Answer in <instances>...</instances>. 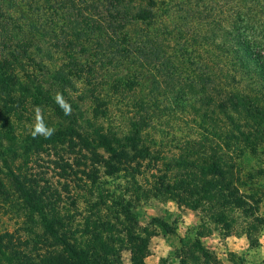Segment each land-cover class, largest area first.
I'll return each mask as SVG.
<instances>
[{
	"label": "trees",
	"instance_id": "1",
	"mask_svg": "<svg viewBox=\"0 0 264 264\" xmlns=\"http://www.w3.org/2000/svg\"><path fill=\"white\" fill-rule=\"evenodd\" d=\"M206 1L213 0L194 6ZM185 3L0 0V208L19 218L25 233L0 230V264H120L124 249L129 264H146L149 241L136 224L138 206L153 199L203 214L202 231L176 250L180 264H224L201 242L205 232L242 228L255 242L264 224V52L240 23L184 33L177 24L181 11L190 13ZM210 46L220 57L208 55ZM129 66L139 67L131 80L118 74ZM98 68L104 101L92 79ZM123 78L131 83L118 82ZM142 82L150 95L131 98ZM57 91L71 104L70 116L54 102ZM120 96L134 102V112L117 127L112 108ZM89 99L97 107L87 117L77 101ZM36 105L56 129L49 139L30 135ZM173 113L187 116L190 133L167 157L169 122L162 118ZM158 125L159 141L151 136ZM42 160L63 189L31 167H46ZM103 178L125 185L106 189ZM95 192L97 203L76 224L63 193L77 207ZM156 225L165 237L172 233L167 221Z\"/></svg>",
	"mask_w": 264,
	"mask_h": 264
},
{
	"label": "rangeland",
	"instance_id": "2",
	"mask_svg": "<svg viewBox=\"0 0 264 264\" xmlns=\"http://www.w3.org/2000/svg\"><path fill=\"white\" fill-rule=\"evenodd\" d=\"M198 0H186V3H189L187 6L190 9V13L185 11L180 12V16L178 21H181L177 24V28L182 27L184 33H191L192 30H195L197 27L204 28L207 25L219 26V29H229L231 25L235 23H240L244 27L247 28L245 31V37L249 39L258 46L261 51L264 52V0L258 3L247 2V0H213L206 1L205 3H201L199 9L195 7ZM192 13V14H191ZM188 16L187 20H191L192 24L186 25L185 18ZM194 16V18H193ZM191 17V18H190ZM240 20V21H239ZM222 21V22H220ZM192 25V26H190ZM191 30V32H190ZM193 34V33H192ZM191 34V35H192ZM209 56L214 59L220 57L219 53L213 49L211 46L208 48ZM206 55V53H205ZM87 59V58H86ZM223 60L226 64L222 65V69L227 65V59L223 56ZM92 63H98L97 60H90ZM216 61H214L215 63ZM129 68L128 70H126ZM124 71H121L120 75H125L130 78H133V75L138 73V66H129ZM224 72H226L224 70ZM128 74V75H127ZM152 77H160V73H152ZM114 78L113 76H110ZM96 81L97 85L101 87V97L104 101V70L98 68L92 77ZM118 79V82L123 84H128V82L124 80ZM117 81V80H116ZM240 84V83H238ZM244 87V84L239 86ZM79 91L85 93V82L81 81L78 84ZM109 90L112 89L109 88ZM121 92V91H120ZM110 93V92H109ZM113 93V92H112ZM134 94L148 96L150 95L148 91V87L146 82H142V85L138 87L136 93H132L130 95L131 98L135 97ZM79 93L76 95V100L79 99ZM119 94H115L112 96L115 97ZM129 95V96H130ZM79 105L84 108V112L88 117L91 113L94 112L97 104L94 100L89 99L87 103H80ZM117 106L113 107V123L118 127L123 122L127 123V115H132L134 112V102L128 100L126 97L120 96L116 98ZM164 121H168L169 125L167 128H164V131H167V137L169 139L166 140L165 149H163V153L167 157H171L175 154L176 148L181 144L184 139L190 133V130L187 126V116L180 113H173L162 118ZM98 124L104 126V118H99ZM158 123V121H157ZM126 126V125H125ZM157 126L156 131L151 132L152 138L159 141L161 138V134L158 133ZM175 139L174 141H170V139ZM177 143V144H176ZM160 147L157 145L154 149L158 150ZM46 167L38 168V164L33 163L35 171H46L45 176L52 180V183H55L54 186L63 189L64 180H60L57 176V173L52 172L53 169H48L49 165L47 162H41ZM255 162L253 161L252 164ZM37 169V170H36ZM105 181V183H104ZM107 181V182H106ZM143 184H145V179H140ZM103 187L106 189H115L118 183H121L123 186L125 185V181L122 179L118 181H113V179H102ZM81 185H84V182H81ZM86 185V184H85ZM77 191H75L76 193ZM84 192V191H83ZM82 192V193H83ZM74 193V191H73ZM63 197L66 201L67 209L69 208L71 212L77 219V223H81L83 217L88 214L89 206L91 203H97L98 197L97 192L93 194V196H86L90 203H86L84 199H79V203L77 207L72 206L71 200L68 198L66 193H63ZM138 210L142 213V218L136 224L138 231H142L148 241H149V251L150 256L146 259V264H180L181 259L177 256L176 250L180 248L181 241L185 239L188 235L195 237L198 233L202 231V219L203 214L199 211H195L186 206H179L176 202L173 201H161V200H150L147 203H141L138 206ZM104 214V212H103ZM258 215L260 218L264 220V201L260 205ZM167 221L170 225V229L172 233L168 236H164L162 234L161 229L156 225V222ZM21 220L17 218V216L12 213H5L3 209L0 208V230L1 231H9L11 233L16 232L17 235L25 237V233L20 227ZM37 231V230H36ZM206 231V230H204ZM211 235H206L205 237L200 238L203 245L214 252L216 256L224 263V264H232L230 263L232 260V254H236L235 262L238 264H264V224L261 227L259 234L254 237L255 242H252L248 239V237L244 234L242 228H237L236 231H224L222 229H218L212 231ZM40 233V232H38ZM117 259L120 264H129L131 261V254L127 250H120L117 255Z\"/></svg>",
	"mask_w": 264,
	"mask_h": 264
},
{
	"label": "clouds",
	"instance_id": "3",
	"mask_svg": "<svg viewBox=\"0 0 264 264\" xmlns=\"http://www.w3.org/2000/svg\"><path fill=\"white\" fill-rule=\"evenodd\" d=\"M53 99L65 116L72 114V106L62 92L57 91ZM29 131L33 138L43 137L45 139L51 138L56 132V129L45 121L44 111L38 105L33 107V119Z\"/></svg>",
	"mask_w": 264,
	"mask_h": 264
}]
</instances>
